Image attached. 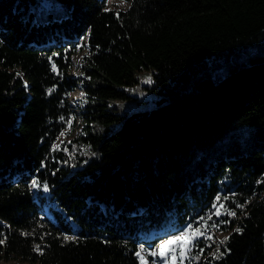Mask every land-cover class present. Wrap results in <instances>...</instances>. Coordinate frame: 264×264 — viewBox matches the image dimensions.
Wrapping results in <instances>:
<instances>
[{
  "label": "trees",
  "instance_id": "16d2710c",
  "mask_svg": "<svg viewBox=\"0 0 264 264\" xmlns=\"http://www.w3.org/2000/svg\"><path fill=\"white\" fill-rule=\"evenodd\" d=\"M37 1L0 0V260L140 264V245L207 216L220 195L236 212L219 218L233 230L224 254L214 260L202 240L212 247L192 264H264V0H127L119 11L59 0L69 14L47 17L34 16ZM149 76L153 101L113 112L112 99L140 101L126 86ZM78 82L81 134L55 146L76 122Z\"/></svg>",
  "mask_w": 264,
  "mask_h": 264
},
{
  "label": "snow or ice",
  "instance_id": "6c2138e0",
  "mask_svg": "<svg viewBox=\"0 0 264 264\" xmlns=\"http://www.w3.org/2000/svg\"><path fill=\"white\" fill-rule=\"evenodd\" d=\"M110 2V0H109ZM124 0H121L123 3ZM105 11H110V9L105 8ZM119 17V13H117ZM52 71H56V65L52 64ZM19 75V74H18ZM143 83H152V79L149 76ZM24 87L27 89L28 85L25 83ZM83 95V93L81 94ZM31 188L34 190L42 189L43 192H48L49 187L47 183L41 185L37 179H33L31 182ZM229 198L224 196L223 198L220 195L215 197V202L211 205V211L207 216H200L196 222L195 226L193 224H188L183 230L179 232L178 235H170L167 239L162 240L159 243V246L154 250L148 251L145 248L141 247L135 255L137 256L140 264H184L185 260L192 264L193 261L199 260L200 256L203 255L205 247L211 248L212 243H216L213 239L211 233L213 230L218 231L221 224L228 223V221L219 220L222 215H227L230 217H235L236 212L231 211L225 207V203ZM237 207H244L243 205H237ZM223 209V211H221ZM213 217H216V220H213ZM211 221V223H209ZM219 221V223H217ZM237 233H242L243 229L236 228ZM22 235H29L28 233H22ZM43 239V237H41ZM77 237L75 236H63L65 242L75 241ZM211 241L212 243L205 244V247H200L201 241ZM228 238L225 240L219 241L215 251L212 253V258L219 259L224 253L220 252V245H226ZM5 243L4 239H0V245ZM199 248V251L195 255H191L194 249ZM34 251L39 254H43L39 245L34 246ZM225 251H230L225 248ZM146 257H151L149 262Z\"/></svg>",
  "mask_w": 264,
  "mask_h": 264
},
{
  "label": "rangeland",
  "instance_id": "374dc122",
  "mask_svg": "<svg viewBox=\"0 0 264 264\" xmlns=\"http://www.w3.org/2000/svg\"><path fill=\"white\" fill-rule=\"evenodd\" d=\"M106 7L109 9H114L116 11L126 10L130 7V2L127 0H124L123 3H121V0H110L109 2L108 0L106 3ZM31 10L34 11V16L36 17H39V16L47 17L46 13L48 11H52L54 15H58L60 13L67 15L69 14V11H70L68 6L64 5L59 0H38L37 2L31 5ZM81 45H84V48L80 49L73 56L74 66L72 69V75L74 76H78L83 73L85 57L89 55V49L86 46V36L80 40V46ZM148 86H150L149 83H143V82L135 83L134 86H130V85L126 86L127 88H129L128 92L130 95H132L133 97L139 98L141 100L138 101L137 99L127 98L126 101H130V103H127L126 107L120 108V104H121L120 101L122 99L115 98V99H112L111 102H109V106L113 107L114 105H117L118 110H113V112L116 113L119 111L120 113H124V114H126V112L137 111V110H142L146 108L145 106L153 101L151 97L152 92H151V89L148 88ZM82 93L83 95H81ZM84 95H85V91L82 88L81 83L78 82L77 87L73 90V93L70 95V100H69L71 109L74 110V117H75L76 122L70 128L68 125V131H66L64 135L60 136L56 145H58L59 143H62L63 141L74 139L81 134V130L83 128V125H82L83 124V116H82L83 112L81 108V102H82L81 100L84 98ZM107 123L108 125H112V126L114 124L113 121H109ZM209 223H211V221ZM191 224L195 226V223H191ZM232 231H233L232 229L223 230L221 227L218 231L213 230L211 235H213V239L216 242L215 249L219 241L225 240L226 237L228 238L229 234ZM178 234L179 233H176L174 235H178ZM167 237L165 239H167ZM159 243L156 245L155 248L159 246ZM155 248H152L151 250H154ZM146 259L150 262L152 258L146 257ZM0 264H32V262L27 261V260H21L20 258H16V257H11L8 259H1Z\"/></svg>",
  "mask_w": 264,
  "mask_h": 264
},
{
  "label": "bare ground",
  "instance_id": "6f19581e",
  "mask_svg": "<svg viewBox=\"0 0 264 264\" xmlns=\"http://www.w3.org/2000/svg\"><path fill=\"white\" fill-rule=\"evenodd\" d=\"M82 100H83V99H82ZM82 100H81V101H82ZM81 131H82V130H81ZM71 140H72V139H71ZM30 186H31V184H30ZM32 190L35 191L34 189H32ZM141 247H142V246H141Z\"/></svg>",
  "mask_w": 264,
  "mask_h": 264
}]
</instances>
